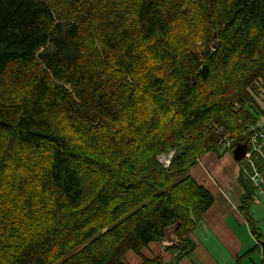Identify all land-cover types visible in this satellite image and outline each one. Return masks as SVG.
<instances>
[{"label":"trees","instance_id":"obj_1","mask_svg":"<svg viewBox=\"0 0 264 264\" xmlns=\"http://www.w3.org/2000/svg\"><path fill=\"white\" fill-rule=\"evenodd\" d=\"M261 90L264 0H0V264L187 243L212 204L189 172L220 128L249 143Z\"/></svg>","mask_w":264,"mask_h":264},{"label":"crops","instance_id":"obj_2","mask_svg":"<svg viewBox=\"0 0 264 264\" xmlns=\"http://www.w3.org/2000/svg\"><path fill=\"white\" fill-rule=\"evenodd\" d=\"M256 94V103L264 114V90ZM261 116L254 126L264 131V118ZM243 144L248 146V143ZM262 151L264 157V147ZM231 153L232 150L219 145L216 151L204 154L190 170L192 179L210 194L212 204L187 234V249L172 251L161 246L160 242H152L137 254L127 252L124 257L126 264H142V260L153 259L160 260L162 264H262L264 249L257 248V257L252 254L257 251L253 249L257 242L247 217L254 223V205L259 207L254 214L262 220L259 213L264 211V205L259 199L261 203L254 199L255 193L246 185V173L250 171L248 161L236 162ZM252 163L264 171L261 156H253ZM243 206L247 208L243 209Z\"/></svg>","mask_w":264,"mask_h":264},{"label":"built area","instance_id":"obj_3","mask_svg":"<svg viewBox=\"0 0 264 264\" xmlns=\"http://www.w3.org/2000/svg\"><path fill=\"white\" fill-rule=\"evenodd\" d=\"M254 134L251 136L248 143V150L243 158L247 160L250 166V171L246 173L247 178L249 179L254 192L257 196L264 202V171H260L253 163V156H261L263 158V147H264V131L257 129L255 126L253 128ZM219 135L221 136L220 145L226 150H231L233 140L229 135L225 134L223 129L218 130ZM264 264V261L263 263Z\"/></svg>","mask_w":264,"mask_h":264},{"label":"water","instance_id":"obj_4","mask_svg":"<svg viewBox=\"0 0 264 264\" xmlns=\"http://www.w3.org/2000/svg\"><path fill=\"white\" fill-rule=\"evenodd\" d=\"M247 150L248 146L246 144L236 143L231 154L236 162H240L244 158ZM179 226L180 223L176 222L164 229L163 237L160 240L161 246L164 248H178L181 252L187 249V243L179 241L176 237V231Z\"/></svg>","mask_w":264,"mask_h":264},{"label":"rangeland","instance_id":"obj_5","mask_svg":"<svg viewBox=\"0 0 264 264\" xmlns=\"http://www.w3.org/2000/svg\"><path fill=\"white\" fill-rule=\"evenodd\" d=\"M263 115L264 114H262V116H261V119L262 118H264L263 117ZM236 143V142H235ZM235 143H234V145H235ZM171 156H172V153L171 154H166V155H159L158 157H157V160L162 164V166L164 167V168H167L168 166H169V164H170V158H171ZM248 170H249V168H248ZM190 173V172H189ZM246 179H247V183H246V185H247V187H248V189L250 190V191H252L253 193H255L253 190H252V187H251V183H250V181H249V179L247 178V176L245 177ZM254 196H255V200L256 201H261L262 202V204L264 205V202L257 196V194L255 193L254 194ZM259 199V200H258ZM259 201V202H260ZM260 202V203H261ZM259 211V207H257V206H254L253 205V207H252V214L254 215V223H253V228H255V230L260 234V238L262 239H260V241L262 242V243H264V211H262V213H259V214H261V216H262V220L260 219V217H259V215L258 214H254L255 212H258ZM261 231V232H260ZM262 233V234H261ZM257 251H255L254 253H252L253 254V256L254 257H257L258 256V253L257 252H259L258 251V249H256Z\"/></svg>","mask_w":264,"mask_h":264}]
</instances>
